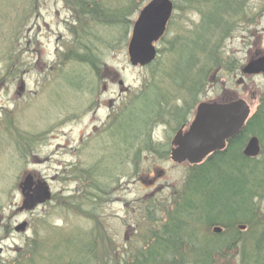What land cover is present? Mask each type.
I'll return each instance as SVG.
<instances>
[{"label":"rangeland","instance_id":"rangeland-1","mask_svg":"<svg viewBox=\"0 0 264 264\" xmlns=\"http://www.w3.org/2000/svg\"><path fill=\"white\" fill-rule=\"evenodd\" d=\"M71 1L0 0V264H76L78 241L80 249L88 246L83 264L133 262L159 228L146 221V207L160 217L162 208L182 199L186 190L187 167L167 159L181 124L189 125L200 102L242 99L253 116L264 99V74L241 73L250 61L264 57V0H246L241 13L221 16L223 32L215 29L208 37L217 45L216 63H207L204 40L206 55L200 54L187 83H195L198 91L191 92L170 81L168 86L158 67L178 60L171 55L176 44L195 40L215 0H171L172 16L154 45L157 58L144 68L130 66L127 44L150 0H95L118 12L131 6L121 20L108 14L99 21L86 13L75 17ZM218 8L209 10L202 31L218 25ZM80 55L93 65L71 60ZM155 67L158 72H151ZM154 83L167 92L163 109L168 110L155 114L146 131L143 118L141 133L131 145L121 144L119 156H114L119 146L113 132L124 116L121 111ZM124 126L123 120L121 130ZM148 140L156 152L147 151ZM260 143L255 161L264 163ZM28 178L31 189L45 184L50 200L19 211V185ZM255 197L258 212L248 221L250 232L237 235L248 230L244 224L229 230L238 241L236 248L226 257L217 250L209 264H264L259 250L256 262L250 258L251 242L264 230V192ZM204 228L197 223L193 232L204 240L221 233ZM192 239L193 247L187 243L184 253H193L207 240ZM179 259L192 264L184 256ZM177 262L174 257L164 264Z\"/></svg>","mask_w":264,"mask_h":264},{"label":"trees","instance_id":"trees-1","mask_svg":"<svg viewBox=\"0 0 264 264\" xmlns=\"http://www.w3.org/2000/svg\"><path fill=\"white\" fill-rule=\"evenodd\" d=\"M245 1L215 0L208 8V13H204L202 17L203 20L198 32L200 38L197 34L198 37L196 36L194 41L185 40L182 45L176 44L171 55H173L172 57L178 55V60H172L173 64L171 62L167 68L158 65V68H161L160 72L164 74L160 79H164L168 86L170 84L168 81H170L180 88L187 89L188 92L191 90L198 91V86H194L195 83L192 86L187 85V83H191L193 68L200 64V54L204 56L206 44H208L206 50L207 63L210 65L212 62L213 66L216 63L217 45L211 44L208 37L215 29L223 32L221 16L241 13ZM68 3L70 10L78 19L86 13L89 17L94 16V20L99 19L102 15L107 17L108 14L112 16L118 14L119 16L113 18L121 20L124 18L125 11H131L130 5H127L124 12H118L117 9L114 11L108 6L102 7L95 3V0H72L71 3ZM216 8H218V13L215 19L218 21V25L210 26V30L206 32L202 31V26L210 17L208 15L209 10ZM74 22L76 23V18ZM204 40L207 41L206 44L203 42ZM71 60L77 61L79 64L89 62L93 65L86 55H80L77 60L76 58ZM158 68L155 67L151 72H158ZM153 76L155 74L151 73L150 77ZM153 79L157 80V78ZM198 82L200 81L198 80ZM158 86L159 83H154L151 87L147 86L146 89L144 87L129 99L126 109L121 111L124 116L120 122L124 120L125 126L121 130L119 122L113 132L114 145L119 146L115 149L114 156L119 154L118 151H121V144L131 145L130 141H133L141 133L139 124L142 123L143 118L144 131H146L148 122L155 114H164L168 110L163 109V106L167 105L168 102L167 92L164 93L165 90ZM121 134L123 135L122 138H120ZM250 136H256L264 144V99L260 102L255 114L246 122L241 133L228 143L223 152L213 154L201 165L188 168L185 176L186 190L183 192L182 199L174 201L169 208H162L163 215L160 217H157L156 210L146 207V221L159 225V228L153 233L152 240L146 245L144 251H141L133 262H124V264H164L166 260L174 259V257L178 262L170 264H180L182 259L179 257L183 258V256L188 258L192 264H209L211 255L220 251L221 256L226 257L228 251L236 248L238 241L235 235L229 233V230L237 229L239 225L244 224L248 228L246 233L240 235L237 230L236 234L238 233L237 235L241 237L250 232L248 221L252 220L255 211L258 212L257 206L253 204V199L256 198L257 194L263 196L264 192V163L245 159L241 154L242 148ZM145 147H147L148 152H156L155 147L150 146L149 140ZM234 171L237 172L236 175H234ZM185 222L190 225L185 224ZM197 223L205 227L203 230L206 233L214 227H220L222 231L214 237H209L206 234L205 236L208 238L205 241L203 236H196L193 232V226ZM261 233L264 236V230ZM262 235L258 234L251 242L250 258L252 262L257 261L254 259V254L258 250L260 259H264L261 258L264 252ZM192 238L205 242L193 253H184L182 250L187 243V248L193 247ZM79 243L78 241V246H76V264H83L85 261L84 253L88 246L85 249H80ZM87 258L89 259V257ZM259 263L260 260L257 261V264ZM70 264H74V261H71Z\"/></svg>","mask_w":264,"mask_h":264},{"label":"water","instance_id":"water-1","mask_svg":"<svg viewBox=\"0 0 264 264\" xmlns=\"http://www.w3.org/2000/svg\"><path fill=\"white\" fill-rule=\"evenodd\" d=\"M172 12L169 0H151L139 13L132 29L127 53L132 67L150 64L156 56L153 43L163 35ZM245 75L264 74V58L251 61L242 69ZM249 108L242 100L228 104L201 103L197 106L194 120L186 132L181 130L173 138L171 161L175 164L188 162L196 165L209 154L221 151L225 143L239 134L249 116ZM259 154L256 138H251L245 145L243 155L254 158ZM24 197L20 210H31L50 199L48 188L39 185L29 195L31 184L28 178L22 184ZM23 230V227L20 228ZM215 233L220 232L216 228Z\"/></svg>","mask_w":264,"mask_h":264},{"label":"bare ground","instance_id":"bare-ground-1","mask_svg":"<svg viewBox=\"0 0 264 264\" xmlns=\"http://www.w3.org/2000/svg\"><path fill=\"white\" fill-rule=\"evenodd\" d=\"M147 5H148V4H146L144 7H146ZM144 7L140 10V12L144 9ZM140 12H139V13H140Z\"/></svg>","mask_w":264,"mask_h":264}]
</instances>
